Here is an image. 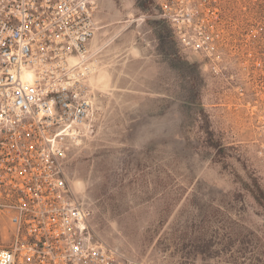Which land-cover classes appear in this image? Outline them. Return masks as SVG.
Listing matches in <instances>:
<instances>
[{
    "label": "rangeland",
    "instance_id": "1",
    "mask_svg": "<svg viewBox=\"0 0 264 264\" xmlns=\"http://www.w3.org/2000/svg\"><path fill=\"white\" fill-rule=\"evenodd\" d=\"M98 3L94 125L63 163L94 234L121 264H264V0Z\"/></svg>",
    "mask_w": 264,
    "mask_h": 264
},
{
    "label": "built area",
    "instance_id": "2",
    "mask_svg": "<svg viewBox=\"0 0 264 264\" xmlns=\"http://www.w3.org/2000/svg\"><path fill=\"white\" fill-rule=\"evenodd\" d=\"M98 2L0 0V264H121L63 168L94 125Z\"/></svg>",
    "mask_w": 264,
    "mask_h": 264
},
{
    "label": "flooded vegetation",
    "instance_id": "3",
    "mask_svg": "<svg viewBox=\"0 0 264 264\" xmlns=\"http://www.w3.org/2000/svg\"><path fill=\"white\" fill-rule=\"evenodd\" d=\"M163 10H165V8H160V11L161 12H159V14L157 15H155V16H157V17H159L160 19H162V21L163 22H167L168 21V19L166 18V16L164 15L165 13H164V11ZM177 15H180V14H177ZM153 16V15H152ZM140 17H134V18H132L131 20H129L130 22H132V21H137L138 19H139ZM171 24V23H170ZM172 25V24H171ZM170 27H172V26H170ZM199 27H201V28H207V32H208V36H209V29H213L214 28V26H199ZM215 27H221V26H215ZM216 36H218L217 34H216ZM209 38H210V40H212L213 39V37H210L209 36ZM216 58H219V56H217ZM207 60H213L211 57L210 58H208ZM203 65H202V67H205L204 66V63H202ZM213 69H215V68H213ZM215 71H216V69H215ZM213 73V72H212Z\"/></svg>",
    "mask_w": 264,
    "mask_h": 264
},
{
    "label": "bare ground",
    "instance_id": "4",
    "mask_svg": "<svg viewBox=\"0 0 264 264\" xmlns=\"http://www.w3.org/2000/svg\"><path fill=\"white\" fill-rule=\"evenodd\" d=\"M100 75V76H99ZM99 75H98V77H97V81L99 82V83H101V82H103V71L102 70H100V72H99ZM92 79V78H91ZM96 80V79H95Z\"/></svg>",
    "mask_w": 264,
    "mask_h": 264
},
{
    "label": "crops",
    "instance_id": "5",
    "mask_svg": "<svg viewBox=\"0 0 264 264\" xmlns=\"http://www.w3.org/2000/svg\"><path fill=\"white\" fill-rule=\"evenodd\" d=\"M99 26H100L99 29H103V25L102 24H100ZM94 39H95V37H94ZM94 39H93V41H94Z\"/></svg>",
    "mask_w": 264,
    "mask_h": 264
}]
</instances>
